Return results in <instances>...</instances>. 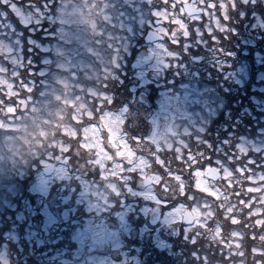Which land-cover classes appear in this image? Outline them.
<instances>
[{
	"label": "snow or ice",
	"instance_id": "snow-or-ice-1",
	"mask_svg": "<svg viewBox=\"0 0 264 264\" xmlns=\"http://www.w3.org/2000/svg\"><path fill=\"white\" fill-rule=\"evenodd\" d=\"M204 17L210 23L203 29L189 23ZM237 26L251 36L245 44L264 42V0H0V54L14 53L4 58L13 65L10 77L20 81L14 86L0 63V264H35L31 257L40 264H181L180 256L183 264H212L208 250L217 248L224 264H246L232 260L246 253L238 242L243 234L227 225L240 224L245 210L248 218L264 216V85H253L261 97H248L251 108L235 98L248 66H235L237 53L221 47L216 33L227 40L239 35ZM138 36L147 53L138 52L131 65L137 71L129 100L117 95L116 84L125 86ZM201 46L211 53L213 87L205 83L204 73L208 80L213 73L204 68ZM36 50L45 54L39 73ZM256 63L264 64L259 52ZM256 80L264 82V71ZM149 84L164 89L159 111L196 127L195 134L184 128L195 146L159 131L158 115L144 109ZM192 105L200 109L198 122L187 111ZM166 130L180 135L171 125ZM148 157L159 169L151 171ZM254 226L264 227V218ZM258 238L264 242V234ZM58 242L63 247L49 255ZM142 250L146 259L129 257ZM251 253L264 257V248Z\"/></svg>",
	"mask_w": 264,
	"mask_h": 264
},
{
	"label": "flooded vegetation",
	"instance_id": "flooded-vegetation-1",
	"mask_svg": "<svg viewBox=\"0 0 264 264\" xmlns=\"http://www.w3.org/2000/svg\"><path fill=\"white\" fill-rule=\"evenodd\" d=\"M188 1H189V0H188ZM190 22H191V21H190ZM165 26H166V27L168 26L167 23L165 24ZM244 33H245V30H244V28H242V34H241L240 36L242 37V36L244 35ZM216 34H217L218 36L221 37L220 33L217 32ZM235 37H236V39H235V43H234V44H235V51H234V52L237 53V56H236L235 59H236L237 61H239V60H238V57H239L240 55L238 54L237 51H240V52L242 53V56H243V52H244V56L241 58V61H240L239 63H237L235 66H236V67H239L240 64H246V65H247V60H246V56H247V44L244 43V41L247 40V34H245L244 41L242 40L241 42L238 41V38H239L238 35L235 36ZM230 38H231V37H230ZM230 38H229V40H230ZM194 50H195V48H194ZM146 52H147V48L143 51V53H146ZM135 57H136V55L134 56V59H135ZM134 59H133V60H134ZM229 60L231 61L232 59H229ZM207 65H209L210 68H207ZM204 68H206L208 71H210V72L213 73V76H212V79H211V80H208L207 72L204 73V75H205V83L207 84L208 87H213V86L215 85V70L212 69L211 65L207 62V60H205V62H204ZM136 71H137V70H134V69H133V71H131V73H132V74H135ZM145 72H146V75H147L148 79L151 80V78H152V73H151V71H150L149 69L145 68ZM133 76H135V75H131V76L127 77V79L129 80V84H128V88H129V89L132 87L133 83L136 82V79L134 80ZM124 78L126 79V77H124ZM168 78L171 79L172 77L169 75ZM180 79H181V77H179V76L175 77V80H176V82H177V83H176V89H175V91H176V92H179V93L182 95V92H181V90L179 89V82H180ZM185 82H187V81H185ZM257 82H258V80H257ZM253 84H254V83H249V79L247 78V79L245 80L243 86H240V85H234V87L241 88L240 96L235 97V98H239V99H241V101H242L243 104L248 105V97H249V96H252V95L254 94L253 91H252V89H251L252 86H253ZM202 86H203V85H202ZM146 87H147V97H146V98H147V104L144 106V109H146V111L149 112V113H156V110L160 107V104H159V107L156 106V105H157L156 102H157V101L160 102V100H161L160 92L163 91L164 89L157 88L154 84H149V85H147ZM169 87H171V86H169ZM137 98H138V92H137ZM144 109L141 110V113H142L141 118H143ZM187 111H188L189 113L192 114V117L194 116L195 121H197V122L199 121V119H200L199 116L195 115V113H197V112L200 111V109H199L198 106H195V105L189 106L188 109H187ZM157 113H158V114H164V116H165L166 118H169V119H170L169 122L164 123V124H162V125H161V123H158V124H160V125H159V131H160L162 134H164V135H168V136H170V139L173 140V141H175V139H177V137H173V136H171V135L167 132V130H166V125H172V119H174V118H173L172 111L169 110V111H167V112H163V111H159V110H158ZM157 113H156V114H157ZM177 116H178V114H177ZM177 116H176V117H177ZM214 119H215V118H214ZM160 122H161V120H160ZM192 126H193V125H192ZM193 127H194V126H193ZM211 127H212V129H213V136H212V138L214 139V137H215L214 129H215L216 125L213 124ZM161 128H164L165 131L162 132V131H161ZM177 132H178V130H177ZM195 133H196V127H194V134H195ZM179 138H180V139H183L184 141L189 142L192 146H195V144H196V141L193 140L189 135H185V134L182 135V134H180V135H179ZM186 151H187V150H185V154H186ZM165 153H167V149H165ZM162 155H163V154H162ZM148 158H149L150 161H152V163L154 162L153 158H151V157H148ZM55 166H59V165L55 162ZM88 178L91 179V175H89ZM97 179H98V177H97ZM137 179H139V177H137ZM218 183H220V182H218ZM244 185L246 186V181H244ZM77 186H78V185H77ZM132 186H133V188H135V187H136L135 183H133ZM234 187H236V190H237V191L240 190L238 186L234 185ZM128 199L131 200L132 197L129 196ZM140 203L143 204L144 201L140 200ZM149 206H154V205H151V204H150ZM112 219L114 220L115 218L113 217ZM140 219L143 220V219H144L143 216H141ZM161 235H162V238L168 240L169 243H173V242L175 241V239H176V238H174V237H167V236H165L163 233H162ZM135 243H136L137 246H140L139 237H137ZM150 243H151V241H150V240H147V241L145 242V247H146L147 244H150ZM73 246H75V245H73ZM50 247L53 249V251H52V252H49V255H54V254H55L54 249H56V248H62V247H63V242H58L56 245H51ZM178 249L181 251L182 247H179ZM123 250H124V251H128L127 248H125V249H123ZM40 251H45V249H44V248H41ZM157 251H159V250H157ZM105 254H106V253H99V255H105ZM112 255H113V259H116V260L123 259V257L118 256V255H116V254H114V253H113ZM165 255H167L166 252H165ZM131 256H137L138 259H140V260H144V259H146L143 250H142V252H141L140 254H137V253H135L134 251H129V257H131ZM65 258H68V257H65ZM153 258H155V257H153ZM30 261H34L35 264H40V261L37 260V258H35V257H31V258H30Z\"/></svg>",
	"mask_w": 264,
	"mask_h": 264
},
{
	"label": "trees",
	"instance_id": "trees-1",
	"mask_svg": "<svg viewBox=\"0 0 264 264\" xmlns=\"http://www.w3.org/2000/svg\"><path fill=\"white\" fill-rule=\"evenodd\" d=\"M199 26H200V24H199ZM116 31H119V30L117 29ZM205 34H207V31H203V35H205ZM39 36H40V34L37 35V38H39ZM205 38H208L209 46H211V44H212L211 39L209 37H207V36ZM221 39H220V46L221 47H224L226 49L228 47L230 49L233 48L232 47L233 46L232 43H230L228 40H226L227 42H225L224 39L223 40H221ZM249 39H251V37ZM46 41L47 40H43L42 42H46ZM137 41H138V44H137V42L134 41V44H136V46H134L133 49H132V55L127 58L128 61L135 54V51H137V53L140 52L141 49L144 46L143 41H142V37H139L138 36L137 37ZM248 45L249 46L247 48L248 49L247 51H248L249 55L247 54L246 59L250 63L251 70H254L255 65L253 64V61L256 60V53L257 52H259L260 54L264 53V42L259 41V40H256V41H253L251 43H248ZM258 45L260 47H257ZM202 49L203 48L201 46L200 47V50L202 51ZM203 52H206V50L204 49ZM237 52L240 55V57L242 58L243 57L242 56V53L240 51H237ZM41 54L42 53H39V56H37L36 58H33L35 60V62H36V66L33 69L34 72H36L38 68H41L42 67V64L39 61L40 56H42ZM26 67H27V64H26ZM253 74L254 73H252L251 75H253ZM21 75H22V78L25 81L28 80L29 77L27 75V72H26L25 68H23L21 70ZM32 78H35V76L32 77ZM41 78L42 77H39L37 79V81L35 80L37 82V84H36V87H35V90H34L33 95L36 96V97H38V95H39V89L42 88V85L38 82V80L41 79ZM13 82H14V86L15 85H18V81L15 78H13ZM83 82L87 84V81L86 82L83 81ZM116 88H117V84H116ZM19 90L21 92L20 95L21 96H24V93L22 92L23 89H19ZM119 92L120 91L118 90L117 91V94ZM250 108H251V106H250ZM29 123H30V121H29ZM256 195H258V194H256ZM236 204H237V207H240V205L238 203H236ZM259 206L260 205L256 204L255 201H254L253 207H259ZM246 212H247V210H245V215L244 216H241V223L240 224H238V225H231V223L229 221L227 227L228 228H235L236 230L240 231L243 234L242 237L240 238V240L238 242L242 243V245H243L242 250L246 253V256L244 258L239 257V256H235V257L232 258V260L233 261H239L241 259H245L246 260V264H252L253 259H264V257H260L259 254H257L256 257H253V255L251 253V248L253 246L264 248V242H261L259 240V238H258L260 234H264V227L258 228V227H255L254 226V220L257 219V218H264V216H262V217H251V218H248V217H246ZM235 214L238 215V216H240L239 213H235ZM245 223H249L250 226L248 228H245L244 227V224ZM253 234L256 235V239H253L252 238L253 237ZM224 235L227 237V232L226 231H225ZM228 238H230V237H228ZM231 239H234L235 240L236 238H231ZM208 253H209V257H210V260H211L212 264H224V262L221 259L220 252H219V249L218 248H217L215 254H213L210 249L208 250ZM170 259L175 260L174 258H170Z\"/></svg>",
	"mask_w": 264,
	"mask_h": 264
},
{
	"label": "rangeland",
	"instance_id": "rangeland-1",
	"mask_svg": "<svg viewBox=\"0 0 264 264\" xmlns=\"http://www.w3.org/2000/svg\"><path fill=\"white\" fill-rule=\"evenodd\" d=\"M221 20H222V17H221ZM205 23H210V21L208 20V18L207 17H204L203 18V20H201V23H200V27L203 29V25L205 24ZM67 27V26H66ZM212 27L214 28L215 27V25L214 24H212ZM72 30L73 31H75V26L73 25L72 26ZM204 31H206V30H204ZM40 35H42V34H40ZM84 38L85 39H88V37L85 35L84 36ZM43 43H48V41H46V42H43ZM53 43H55V41H53ZM25 45H26V43H25ZM73 46H78V45H76L75 43H74V45ZM83 49L81 48V52L83 53ZM39 50H36L32 55H33V58H36L37 56H39ZM5 55H14V53H12V54H9V53H4V54H0V63H3L8 69H9V73L7 74L8 75V77L12 80V82H13V78H11L10 77V70L12 69V67H13V65L8 61V60H6L5 58H4V56ZM24 55L25 56H27L28 55V53H27V46H25V49H24ZM42 56L43 55H45L44 53H42L41 54ZM84 55H85V57L87 58V54L86 53H84ZM40 58H41V56H40ZM40 58H39V61H40ZM34 60V59H33ZM34 63H35V66H36V62H35V60H34ZM25 65H26V61H25ZM45 66L42 64V67L41 68H44ZM41 68H38L37 69V71H36V73H39V71L41 70ZM23 68H20V69H18V71L21 73V70H22ZM0 75H5V74H0ZM81 77L83 78V73H81ZM37 76H39V75H37ZM133 78H134V80H135V76H133ZM29 79V78H28ZM42 79V78H41ZM41 79L40 80H38V82L40 83V81H41ZM18 81V84H19V80H17ZM85 82L87 81V84H89V83H94V81H88V80H84ZM14 83V82H13ZM35 83L37 84V82L35 81ZM34 90H35V88H34ZM34 90H33V93H34ZM20 91V90H19ZM23 93H24V96H21V97H26L27 95H29L27 92H25V91H22ZM21 93V92H20ZM13 99H15V98H13ZM156 106L157 107H159V104H160V102L159 101H157L156 102ZM160 108V107H159ZM159 108L156 110V113L158 112V110H159ZM157 115H158V123H161V125L162 124H164V123H167V122H169L170 121V119L169 118H166L165 116H164V114H158L157 113ZM192 119L193 120H195L194 119V116L192 117ZM160 120H161V122H160ZM160 125V124H159ZM172 130L173 131H177L178 130V132L180 133V134H184V128L185 127H187L188 129H189V132L190 133H193L194 134V127L192 126V124H191V122L189 121V120H183V119H178V118H175V119H172ZM161 131L162 132H164L165 131V129L164 128H161ZM191 138L193 139V140H195V136L194 135H192L191 136ZM169 139H170V136H169ZM177 139H180L179 138V136H177ZM256 171H260V169H256ZM248 186V185H247ZM252 195V194H251ZM247 198V197H246ZM181 261V264H183V260H180Z\"/></svg>",
	"mask_w": 264,
	"mask_h": 264
},
{
	"label": "water",
	"instance_id": "water-1",
	"mask_svg": "<svg viewBox=\"0 0 264 264\" xmlns=\"http://www.w3.org/2000/svg\"><path fill=\"white\" fill-rule=\"evenodd\" d=\"M189 3H192V0H190ZM147 36V33L145 34V37ZM144 41L147 43V41L144 39Z\"/></svg>",
	"mask_w": 264,
	"mask_h": 264
}]
</instances>
